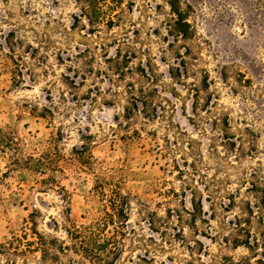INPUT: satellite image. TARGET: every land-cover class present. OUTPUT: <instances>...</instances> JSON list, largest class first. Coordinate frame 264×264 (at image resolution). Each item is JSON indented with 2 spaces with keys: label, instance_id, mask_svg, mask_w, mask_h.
Instances as JSON below:
<instances>
[{
  "label": "rangeland",
  "instance_id": "1",
  "mask_svg": "<svg viewBox=\"0 0 264 264\" xmlns=\"http://www.w3.org/2000/svg\"><path fill=\"white\" fill-rule=\"evenodd\" d=\"M167 2L92 28L76 0H0V128L50 159L0 151V243L20 239L0 264H70L55 247L105 216L98 182L130 202L115 264H264V0H180L190 38Z\"/></svg>",
  "mask_w": 264,
  "mask_h": 264
},
{
  "label": "trees",
  "instance_id": "2",
  "mask_svg": "<svg viewBox=\"0 0 264 264\" xmlns=\"http://www.w3.org/2000/svg\"><path fill=\"white\" fill-rule=\"evenodd\" d=\"M110 1L113 2V0H76V2L80 3V14L79 16L74 15L73 19L79 20L78 17H85L92 28L99 23L105 24L107 27L111 28L114 22L112 20V15L108 13L111 12L110 10L112 9L109 5ZM119 1L121 2V0ZM167 3L171 13L174 15V31L183 38H190L193 34V29L188 20L189 11L181 7L180 0H168ZM187 6L190 7V5ZM126 110L127 114L133 111L132 108H127ZM4 149L15 152L12 158L13 165L22 167V165L27 164L28 168H32V170L38 172L45 170L50 160H46V154L45 156H40V158L23 156L16 141L6 131L0 128V151H4ZM48 180L49 178H42L40 182L48 185ZM103 184L104 182H98L96 192L99 193L104 200L105 216L87 225L73 227L71 230L66 229L70 240L69 244L60 242L55 247L58 254L70 252L75 255L74 258H70V264H115L122 254V236H124L126 232L128 212L130 209L129 198L117 188H111L109 190L110 194L106 195L103 190ZM191 203L193 204V201H191ZM194 209L201 210L200 207ZM31 222H34V220ZM109 225L112 226L113 233L106 235L105 230ZM33 230L32 233L37 240L27 241V245H33L35 242L37 245L43 247L47 246L49 242L45 236L38 233L35 229ZM14 241H20V239L14 238ZM14 241L12 240L8 243L12 244ZM8 243H0V253L7 247L6 245ZM238 245L239 244H235V246ZM42 251L44 255L48 252L46 249H42ZM15 252L20 253L24 252V250H16ZM58 254H53V256L58 258Z\"/></svg>",
  "mask_w": 264,
  "mask_h": 264
}]
</instances>
